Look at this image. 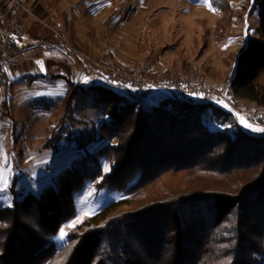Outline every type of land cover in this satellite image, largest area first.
<instances>
[{
    "label": "trees",
    "instance_id": "16d2710c",
    "mask_svg": "<svg viewBox=\"0 0 264 264\" xmlns=\"http://www.w3.org/2000/svg\"><path fill=\"white\" fill-rule=\"evenodd\" d=\"M243 2L240 12L259 9V37L246 41L225 80L234 99L264 106V0ZM210 3L231 22L228 0ZM201 24L205 40L210 30L206 20ZM28 25L40 46L86 68L58 30ZM8 46L10 56L24 51ZM178 55L187 66L183 48ZM204 74L222 78L210 67ZM110 86L69 83L62 126L48 129L43 148L57 151L64 140L74 155L37 195L0 208V264H264V133L246 132L234 114L207 100L160 99L145 108L138 105L145 92ZM87 109L100 113L98 123L79 128L74 115ZM86 181L96 192L118 191L123 198L71 228L56 247L52 239L75 217L74 195Z\"/></svg>",
    "mask_w": 264,
    "mask_h": 264
},
{
    "label": "rangeland",
    "instance_id": "374dc122",
    "mask_svg": "<svg viewBox=\"0 0 264 264\" xmlns=\"http://www.w3.org/2000/svg\"><path fill=\"white\" fill-rule=\"evenodd\" d=\"M99 1L97 5H100L101 14L93 18L85 15L86 38L90 43V50L96 53L94 57L85 53L80 56L84 60L85 69L74 67L72 58L67 54L46 49L49 51L46 55L42 52L44 70L38 68V73L35 70V74L8 84L6 93L3 92V73L0 75V171L8 181L6 191L0 193V208L11 207L15 199H22L29 193L37 195L42 187L50 184L54 174L69 165L74 154L67 148L66 141L59 142L57 151L44 149L43 146L48 129L58 130L62 126L59 122L63 114L62 99L70 82L82 86L96 84L109 87L111 84L104 81L99 67L106 60H111L122 68H135L149 75L198 69L207 80L204 68L210 67L222 74L221 79H214L221 86H226L228 83L225 78L232 75L236 54L244 48L248 39L259 37V9L250 12L249 8L246 12H240L243 0H228L230 12L234 14L229 23L226 22L229 13L212 7L210 0L207 3L203 0ZM111 1L120 3V6L115 7ZM106 3L110 6H104ZM2 15L1 18L4 17ZM29 16L30 25L31 22H36L39 26L47 27L41 14ZM203 19L210 30V35L205 40L201 39ZM218 23L225 25V30L217 27ZM28 26L26 20L18 22L19 31L27 36ZM225 32L231 34L229 38L223 41L215 39L214 35H224ZM176 39H180L178 48H183L187 66H183L178 59V48L169 49L163 55L158 54L161 47ZM62 40L66 43L65 38L62 37ZM30 54L7 55L6 61H12L15 65L24 58L31 57ZM32 57L36 59L35 55ZM36 64L39 66L38 61ZM3 100L6 106L2 107ZM159 101V95L150 92L145 94L138 105L151 108ZM219 106L231 112V107L228 110L223 105ZM231 113L237 117L246 132L264 133L252 130L264 128V122L258 119H263L264 115L258 114V111L239 109L232 110ZM74 116L80 121L79 128H83L84 123L91 128L98 123L100 113L87 109L76 112ZM241 120L248 122L252 128L245 127ZM210 126L215 128L214 125ZM122 198V193L118 191L96 192L94 183L86 181L83 188L74 195L75 217L62 227L67 233L71 229L66 227L69 223L78 220L75 226L79 225L109 202H117ZM58 234L52 241L56 247H61L66 243V237L60 241L56 238Z\"/></svg>",
    "mask_w": 264,
    "mask_h": 264
},
{
    "label": "built area",
    "instance_id": "2783aa9c",
    "mask_svg": "<svg viewBox=\"0 0 264 264\" xmlns=\"http://www.w3.org/2000/svg\"><path fill=\"white\" fill-rule=\"evenodd\" d=\"M38 0H0V6L6 13L5 31L0 38V75L3 72L8 44L18 49L27 46V35L18 32L19 17L22 14L34 15L33 8ZM99 71L104 81L112 86L126 89L130 92H156L160 99L172 100H207L217 105H223L228 110L246 109L258 111L264 115V106L252 103H240L233 97L231 86H213L198 70H177L165 75H149L135 68H122L106 60L100 65ZM251 108V109H250Z\"/></svg>",
    "mask_w": 264,
    "mask_h": 264
},
{
    "label": "crops",
    "instance_id": "0c3cea01",
    "mask_svg": "<svg viewBox=\"0 0 264 264\" xmlns=\"http://www.w3.org/2000/svg\"><path fill=\"white\" fill-rule=\"evenodd\" d=\"M99 2V0H38L37 4L33 8V12L35 11V16L37 14H41V16H43L46 24L45 26L49 25L51 31H53L54 29L58 30L61 37L65 38L67 45H69L72 50L79 55V57L84 53L94 57L96 53L92 49L90 50V43L88 42V39L86 38L87 35L85 34V29L87 26L85 25V21L87 18L85 15H90L92 18L95 16H99L101 14V12L99 11L100 5H97L99 4ZM111 2L115 7L120 6V3H117L115 1ZM109 3H106L104 6H107ZM110 5H108L107 7H109ZM2 14H4L6 23V13L0 6V24L1 22H3L1 20H3L4 18H1L3 16ZM19 19V21L26 20L27 23L31 21L30 16H27V14L20 15ZM28 27L31 28V26ZM2 35L3 31L0 28V38ZM27 37V43L29 47L27 45L24 48L23 53H20H25L28 55L31 53V57L24 58L22 62L20 61L15 65L12 61H5L4 69L2 72L3 74L1 76L3 78L2 83H4V93H6L8 84H14L24 76L35 74V70H37L38 73V71L40 70L38 68L40 67L36 64V59L32 56H37V54H39L41 50L43 51L44 55L49 52L46 50V48L42 49L44 47L38 44L37 39L29 36ZM91 45L93 44L91 43ZM20 53H17V55L14 56H18V54ZM80 59L84 63L83 58L80 57ZM207 78L209 84L213 86H220L219 81L211 77ZM0 86L2 87V85ZM243 115H246V113H243Z\"/></svg>",
    "mask_w": 264,
    "mask_h": 264
},
{
    "label": "snow or ice",
    "instance_id": "6c2138e0",
    "mask_svg": "<svg viewBox=\"0 0 264 264\" xmlns=\"http://www.w3.org/2000/svg\"><path fill=\"white\" fill-rule=\"evenodd\" d=\"M203 2L207 3L208 0H203ZM241 122L244 124L245 127L252 128V126L250 124H248L246 121L241 120ZM226 127H229V126H226ZM252 130L264 132V128H254ZM107 170H108V166L105 165V171H107ZM7 187H8V181L5 178L4 173L2 171H0V193L5 192ZM78 222H79L78 220L74 221V222H71L66 227L73 228V227H75V224L78 223ZM66 236H67V233L65 232L64 228L62 227L59 230V234H58V236L56 238L58 240H60V241H63Z\"/></svg>",
    "mask_w": 264,
    "mask_h": 264
},
{
    "label": "water",
    "instance_id": "95a60500",
    "mask_svg": "<svg viewBox=\"0 0 264 264\" xmlns=\"http://www.w3.org/2000/svg\"><path fill=\"white\" fill-rule=\"evenodd\" d=\"M38 64H39V67L42 68V70H44V61H43V59H39L38 60Z\"/></svg>",
    "mask_w": 264,
    "mask_h": 264
}]
</instances>
